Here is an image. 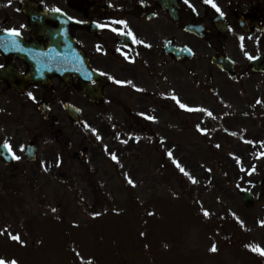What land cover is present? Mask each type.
I'll list each match as a JSON object with an SVG mask.
<instances>
[{"label": "flooded vegetation", "instance_id": "flooded-vegetation-1", "mask_svg": "<svg viewBox=\"0 0 264 264\" xmlns=\"http://www.w3.org/2000/svg\"><path fill=\"white\" fill-rule=\"evenodd\" d=\"M214 2L224 15L204 0H189L191 7L184 0H0V143L21 157L0 166L31 173L33 187L37 174L58 171L54 180L63 183L73 169L94 186L105 183L100 168L159 171V128L163 137L229 138L237 154L250 136L245 124L264 139V103H256L264 101V0ZM129 29L151 47L120 34ZM173 90L215 119L180 109ZM185 147L174 146L181 160Z\"/></svg>", "mask_w": 264, "mask_h": 264}, {"label": "rangeland", "instance_id": "rangeland-1", "mask_svg": "<svg viewBox=\"0 0 264 264\" xmlns=\"http://www.w3.org/2000/svg\"><path fill=\"white\" fill-rule=\"evenodd\" d=\"M245 127L250 136L239 154L229 138L163 137L159 128V178L149 168L128 174L122 165L114 175L100 168L101 185H90L73 169L63 183L54 180L62 175L58 171L37 174L33 187L27 181L31 173L0 166V231L8 229L23 241L0 235V257L18 264H264V256L247 247H264L258 223L264 220V185L254 184L264 177V160L263 169L247 174L256 162L253 148L261 149L256 141L264 139L254 138L252 124ZM177 141L189 145L184 160L174 149ZM168 151L197 183L179 171ZM243 189L254 195L252 207L243 206ZM213 244L218 251H210Z\"/></svg>", "mask_w": 264, "mask_h": 264}, {"label": "snow or ice", "instance_id": "snow-or-ice-1", "mask_svg": "<svg viewBox=\"0 0 264 264\" xmlns=\"http://www.w3.org/2000/svg\"><path fill=\"white\" fill-rule=\"evenodd\" d=\"M141 2H143V0H141ZM184 2H185L186 4H189L190 7L192 6V5L189 3V0H184ZM204 3H206V4H211V6H212L213 8H215V10H216L218 13H220V15H224V13L221 11V9L218 7V5L214 2V0H204ZM53 10L56 11V12H60V9H59V8H56V9H53ZM113 23H115V24H120V25H124L125 28H127V22L124 21V20H115V21H113ZM98 26L101 27V28L105 27V25H103V24L98 25ZM8 31L10 32V34H11L12 36H19V35L21 34V33H20L18 30H16V29H10V30H8ZM112 31H113V32H117L118 29H116V28H112ZM120 34H121V35H124V36H126V37H130V38L132 39L133 43H136V44H144L146 47H151V45H150V44H146L145 41L140 40V39H137V38L135 37V35L133 34V32H132L130 29H129L128 31H126V32L121 31ZM184 51L191 52V49L186 48V49H184ZM245 55L248 56V59H253V58H254V57H252L251 55H248L247 53H245ZM125 58H126V59H129V57H128L127 55H125ZM132 62H134V59L132 60ZM0 67H3V65H0ZM115 83H117V84H125V83H127V84L131 85V86L134 87V88L136 87V85H135L132 81H130V80H129V81L116 80ZM137 90H138V91H144V89H139V88H137ZM162 95H165V94H162ZM28 96H29L30 98H32V99H35L33 93H31V92L28 93ZM170 98H171L172 100L175 101V103L179 106L180 109H183V110H185V111H187V112H190V113H191V112L205 113V114L208 115L209 117H213V119H215V117L213 116V113H212L211 111H209L208 109L204 108V107H190L188 104H186V103H182L181 100L179 99V97L175 94L174 90H173L172 93L170 94ZM256 103H257V104H261V103H264V101L257 100ZM140 115H141V116H144L147 120H150V121H155V120H156V117H155V116L146 115L145 113H140ZM244 115H247V113H244ZM196 128H197V130H198L199 132H201V133L204 134V135H207L208 132H209V129L202 128V127L200 126V124H197V125H196ZM92 131L95 132L96 130L93 129ZM226 131H227V130H226ZM232 135H236V133H232ZM97 138L100 139L99 136H97ZM139 139H140L139 137H136V140H137V141H139ZM122 142L125 143V144L128 143L127 140H124V141H122ZM246 143H248V144H254L255 142L252 141V140H248V141H246ZM259 143H260L261 147H264V141H260ZM2 147L5 148V149H6V150L12 155L13 159L19 160V159L21 158L20 156H18V155L15 154V152H14L13 149H12V146L10 145V143H9L7 140H5V141L3 142ZM215 147H216V148H220L221 146H220L219 144H217V145H215ZM20 150L23 151V150H24V146H21V147H20ZM167 154H168V156H169L170 158H173L172 151H168ZM111 155H112V159H113V160H117V156H116V154H111ZM230 155H232V154H230ZM259 156L264 157V152H260V153H259ZM236 159H237V162L239 163V162H240V161H239V158L237 157ZM173 162L175 163L176 167L179 169V171H180L185 177H187V178H188L193 184L197 183L196 178L193 177V176L191 175V173L188 172V171H187V170H186V169H185V168H184V167H183L178 161H175L174 158H173ZM207 170H208L209 172H211V169H207ZM242 170H243V169H242ZM253 172H255V166H253V168L251 169V171H249L248 174L251 175ZM128 183H129V184H134V182H133L130 178L128 179ZM53 211H55V209H53ZM154 214H155V213H149V215H154ZM93 215H94V216H99V215H101V213H93ZM203 215H204L205 217H208V216H210V212H209L208 210H203ZM233 216H235V213H233ZM237 219H238V218H237ZM240 223L243 224L242 221H241ZM258 223H259V225H260L261 227H264V220H260ZM5 232H7L8 236H9V238H10L11 240L16 241V242H18V243H23V241H21V238H20V235H19V234H13V233H11L10 231H8V229H4V230L0 231V235H3ZM247 247H250V248H251V251H253V252H255V253H259L260 255L264 256V247H261V246L258 245V244L255 245V246L247 245ZM210 251H212V252H216V251H218L217 246H216L215 244H213L212 247L210 248ZM0 264H18V262H17L15 259L6 260V259H4L3 257H0Z\"/></svg>", "mask_w": 264, "mask_h": 264}, {"label": "water", "instance_id": "water-1", "mask_svg": "<svg viewBox=\"0 0 264 264\" xmlns=\"http://www.w3.org/2000/svg\"><path fill=\"white\" fill-rule=\"evenodd\" d=\"M253 202V198L249 191H244L243 193V203L245 206L251 205Z\"/></svg>", "mask_w": 264, "mask_h": 264}]
</instances>
